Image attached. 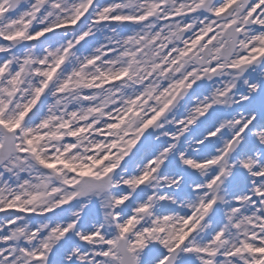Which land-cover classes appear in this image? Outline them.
Listing matches in <instances>:
<instances>
[{
    "label": "snow or ice",
    "instance_id": "6c2138e0",
    "mask_svg": "<svg viewBox=\"0 0 264 264\" xmlns=\"http://www.w3.org/2000/svg\"><path fill=\"white\" fill-rule=\"evenodd\" d=\"M0 264H264V0H0Z\"/></svg>",
    "mask_w": 264,
    "mask_h": 264
},
{
    "label": "bare ground",
    "instance_id": "6f19581e",
    "mask_svg": "<svg viewBox=\"0 0 264 264\" xmlns=\"http://www.w3.org/2000/svg\"><path fill=\"white\" fill-rule=\"evenodd\" d=\"M102 3H108L110 2V0H101ZM4 215H6L5 213H0V217H3Z\"/></svg>",
    "mask_w": 264,
    "mask_h": 264
}]
</instances>
